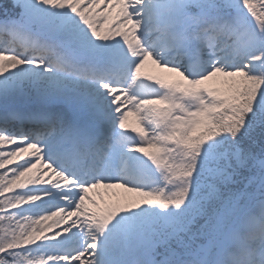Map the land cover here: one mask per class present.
I'll return each instance as SVG.
<instances>
[{
	"label": "snow or ice",
	"instance_id": "6c2138e0",
	"mask_svg": "<svg viewBox=\"0 0 264 264\" xmlns=\"http://www.w3.org/2000/svg\"><path fill=\"white\" fill-rule=\"evenodd\" d=\"M0 264H264V0H0Z\"/></svg>",
	"mask_w": 264,
	"mask_h": 264
},
{
	"label": "rangeland",
	"instance_id": "374dc122",
	"mask_svg": "<svg viewBox=\"0 0 264 264\" xmlns=\"http://www.w3.org/2000/svg\"><path fill=\"white\" fill-rule=\"evenodd\" d=\"M145 74H152L154 76L163 75V74H161L160 70L154 71V70H151L150 67H148V68L145 69ZM168 79H169V82H171L175 78L174 77H168ZM131 117H133L134 118V121H136V117L134 115H132ZM134 124H135V122H134ZM135 126H136V124H135ZM98 191L104 192L106 190L103 191V189H101V190H98ZM90 195H93L94 198H96L97 200L99 198L98 196H95L94 193H91Z\"/></svg>",
	"mask_w": 264,
	"mask_h": 264
},
{
	"label": "bare ground",
	"instance_id": "6f19581e",
	"mask_svg": "<svg viewBox=\"0 0 264 264\" xmlns=\"http://www.w3.org/2000/svg\"><path fill=\"white\" fill-rule=\"evenodd\" d=\"M149 67H150L151 70H154V71L159 70V69H156L154 66H149ZM161 74H163V73H161ZM146 75H152V74H146ZM163 75H165V74H163ZM129 122H130V126H135V124H134L135 121H134L133 117H131V116L129 117ZM18 162H22V161H18ZM106 199H107V197H106ZM98 200H99V198H98Z\"/></svg>",
	"mask_w": 264,
	"mask_h": 264
}]
</instances>
